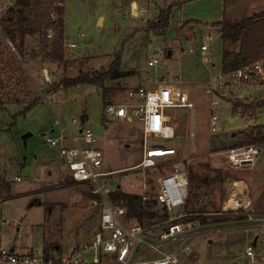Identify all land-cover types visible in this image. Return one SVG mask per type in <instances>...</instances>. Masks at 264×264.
Wrapping results in <instances>:
<instances>
[{
  "label": "rangeland",
  "instance_id": "1",
  "mask_svg": "<svg viewBox=\"0 0 264 264\" xmlns=\"http://www.w3.org/2000/svg\"><path fill=\"white\" fill-rule=\"evenodd\" d=\"M131 1L65 0L64 57L68 60L65 67L41 62L37 35L25 38L19 57L5 52L0 58V178L10 182V195L0 200V246H11L18 253L41 252L44 246L50 247L64 239L67 223L75 218L70 214L79 196L65 171L60 145L47 144L45 138L57 137L65 133V128L76 135L79 127L73 124V119L79 120L81 113L88 114L84 126L93 131L97 139L95 145L104 153L105 169H124L141 159V124L135 119L131 122L106 119L103 92L110 102H123L133 84L149 76L151 84L156 86L161 77L169 73L178 75L176 82L179 79L182 90H186L192 99V86L187 80L194 77L202 43L209 46L211 63L207 65L217 77L222 42L212 22L221 18L223 0H135L137 9L133 11ZM171 1H178V4L171 8L165 32L147 31L148 22ZM228 5L227 16L235 21L244 14L252 15L264 9V0H231ZM206 34H211V39L207 40ZM70 43L76 46L70 47ZM116 53L120 55V71H127L128 75L106 79L102 85L82 84L62 88L56 93L45 92L61 76L109 69ZM149 59H155L156 63L149 66ZM212 63L215 64L213 67ZM41 68H47L51 74L48 79L42 75ZM249 82L247 85L232 84L224 93L217 90L205 100L192 99L196 104L190 114L192 135L198 113L204 106L198 121L199 133L194 137L189 133L185 109H167L175 136L170 139L149 138L147 145L173 147L177 154L169 155L158 167L144 172L127 170L118 173L119 186L125 191L141 193V183L145 179V193L151 196L157 178L170 170L177 157L193 149L188 166L195 173L214 176L215 169H227L232 175L242 176L250 201L253 199L249 208L253 215H261L257 204L264 186L263 148L252 164L230 166L223 150L233 145L229 137L231 130L211 134L208 120L213 109L221 123L227 126L241 127L255 114L256 123H264V107L252 115L232 114L231 108L236 101L264 100V84L259 80ZM210 87L208 84L207 90ZM239 92L241 97L237 96ZM211 101H216L218 108H211ZM30 103L34 104L24 110ZM232 115L236 119L229 123L228 118ZM68 143V140L64 141V144ZM214 147L221 149L210 156ZM14 176H20L22 180L12 181ZM26 178L28 181H24ZM132 183L135 188L130 189ZM228 183L232 184L230 178L223 183L203 185L198 207H204L205 211H196L194 205L187 209L195 211L192 217L199 219V226L192 229L190 237L164 248L174 249L180 242L189 244L191 253L181 254L180 264H264V228L234 219V216L244 214L238 209L222 211ZM235 190L238 193L243 187ZM204 193L209 194L208 197ZM84 203L80 207H84ZM185 212L190 217L191 212ZM172 213L176 215L178 208ZM77 217L76 220L82 223L78 227L79 233L94 229L88 213H80ZM247 245L253 248V259L245 253Z\"/></svg>",
  "mask_w": 264,
  "mask_h": 264
},
{
  "label": "built area",
  "instance_id": "2",
  "mask_svg": "<svg viewBox=\"0 0 264 264\" xmlns=\"http://www.w3.org/2000/svg\"><path fill=\"white\" fill-rule=\"evenodd\" d=\"M18 0H0V43L14 55L18 54L17 47L4 33L3 27L8 22L17 7ZM132 9H137L135 0L130 2ZM143 11V8H141ZM53 17V15H51ZM48 37L52 35L48 29ZM205 38L211 39L210 34ZM75 47V43H70ZM207 44L200 45V52L207 51ZM155 59H149L148 65L153 66ZM41 73L47 79L49 74L46 69ZM264 79V61L257 60L243 68L228 73L220 72L215 80L210 83L209 92L220 90L224 93L232 84L242 85L252 80ZM241 97L240 92L237 95ZM194 102L189 100L186 92L177 84L165 79L152 88L134 87L127 91L123 102H110L103 108L106 119L119 122L137 120L142 127L143 149L141 159L135 165L119 170H108L104 167V153L95 145L96 137L93 131L84 126L78 119H73V124L79 127L76 135L71 134L66 128L65 133L57 137L47 136V144H59L61 159L74 187L77 189L79 201L70 214L74 216L72 222L67 223L64 239L56 244L57 248L47 254L41 252H15L11 246H0V264H180V255H189L191 247L182 244L171 250H164L171 243L182 241L190 237L192 229L199 226L197 218L188 217L185 212L188 186V162L193 150L177 157L169 171L162 173L156 180L155 191L149 196L145 193L147 182L142 180L141 196L143 200L154 199L157 206L154 210L164 209L166 218L155 222H140L134 218L126 217V209L121 204H114L111 193L119 186L117 174L127 170L144 172L147 169L158 167L169 155H176L173 147H159L147 145L149 138L170 139L175 136V128L167 109L185 107L191 111ZM211 108H218L216 101H211ZM210 133H217L225 129L217 112L211 109L209 117ZM221 124V128L219 127ZM68 140V144L64 141ZM229 165L240 167L252 164L260 152V147L255 144L231 145L223 150ZM12 181H21L20 176H14ZM37 180V179H34ZM28 181V178L24 179ZM116 182V184H115ZM135 188L130 184V189ZM231 190V189H230ZM229 188L226 187L222 211L228 209L247 208L250 200L245 205L239 203L225 208L224 204L229 199ZM85 202L84 207L80 204ZM178 208V213L172 211ZM88 213L94 229L79 233L81 222L76 218L80 213ZM242 221L250 225L264 228V216L253 215L245 212ZM75 221V223H74ZM74 223V224H73ZM72 224L71 226H69ZM245 253L254 258L253 248L247 245Z\"/></svg>",
  "mask_w": 264,
  "mask_h": 264
},
{
  "label": "trees",
  "instance_id": "3",
  "mask_svg": "<svg viewBox=\"0 0 264 264\" xmlns=\"http://www.w3.org/2000/svg\"><path fill=\"white\" fill-rule=\"evenodd\" d=\"M225 4L228 0H224ZM178 1H172L166 8H160L154 20H150L146 26L147 31L155 34H163L168 27L172 6ZM64 14L65 0H18L13 16L3 27L4 33L15 44L19 53L23 52L24 40L27 36L37 35L40 45V57L43 64H58L64 67L68 60L64 57ZM53 15V17L51 16ZM224 8L222 19L214 23L222 42L220 69L222 73L243 68L257 60L264 61V9L252 15H242L238 20H232L227 16ZM52 35L48 37V29ZM10 52L6 46L0 43V58L3 53ZM11 53V52H10ZM127 71H120V55L116 53L109 69L103 71L83 72L75 76H61L50 84L45 92L56 93L62 88L74 87L82 84L102 85L106 79L119 78L128 75ZM264 84V79L259 81ZM110 103L106 93L102 94L103 106ZM34 103L28 104L24 110ZM264 107V100L236 101L231 108L232 114H253L258 108ZM233 145L255 144L264 150V123L251 124L241 127L229 135ZM221 148H211L215 152ZM234 181L241 179L240 175H232L227 169H215V175H199L188 166V186L185 210L193 215L195 211H189V206H197L196 211H205L204 207H198L201 200L203 185L210 186L213 183H223L229 179ZM244 178V177H243ZM69 179V177H68ZM247 179V178H246ZM71 181V180H70ZM72 182V181H71ZM249 193V191H248ZM203 194V193H202ZM10 195V182L0 178V200ZM206 197L209 194L204 193ZM114 204H121L126 209V217L134 218L140 222H155L166 218L164 209L154 208L157 202L154 199L143 200L141 194L123 190L116 186L111 193ZM253 199L250 201L252 205ZM86 203H84L85 206ZM258 213L264 216V186L261 190L257 204ZM238 212H253L251 208L238 209ZM189 214V213H188ZM244 214L234 216V219L242 220ZM199 218V217H198ZM231 218V217H230ZM219 218V220H227ZM199 220V219H198ZM203 221V220H202ZM56 244L43 247L47 254L54 249Z\"/></svg>",
  "mask_w": 264,
  "mask_h": 264
},
{
  "label": "crops",
  "instance_id": "4",
  "mask_svg": "<svg viewBox=\"0 0 264 264\" xmlns=\"http://www.w3.org/2000/svg\"><path fill=\"white\" fill-rule=\"evenodd\" d=\"M172 2V1H171ZM231 0H228L227 3L225 4V1L223 0L222 2V16L219 20L217 21H214L212 23H217L219 22L222 17H223V13H224V8L227 12V6H229L228 4H230ZM133 11V9H131ZM263 10V9H262ZM133 13V12H132ZM136 13V12H135ZM212 27V26H211ZM215 28V27H214ZM215 30L218 32V30L215 28ZM219 34V32H218ZM211 35V34H210ZM208 46V45H207ZM189 49V48H188ZM187 49V50H188ZM200 49V48H199ZM198 50V49H197ZM155 51V50H154ZM208 51H209V46L207 47V51H205L204 53H201L200 50L198 51L199 53V60H198V66L196 67V72L194 73V77H191V79L187 80V82L192 86L190 91H191V96L193 97L192 99L195 101H201L202 99L205 100L206 97L210 94H213L211 92H209L207 90V86L208 84L210 85V83L212 81L215 80V76H213V72H212V68L210 66H208L207 64L211 63V57L208 55ZM152 52V51H151ZM212 67L215 65L214 63L211 64ZM42 69V68H41ZM47 69V68H45ZM41 71V70H40ZM221 72V69H220V62H219V68H218V74ZM49 76H51V74L48 72ZM178 75L176 74H165L161 77V80L165 79L167 81H172L174 82L175 84L178 85V87L182 90L181 88V83L178 79V81L176 82V79H177ZM186 81V80H185ZM251 82H246V85L249 84ZM134 87H147V88H152L154 87V85L151 84L150 82V77L147 76L145 77V79H143L142 81L138 82V83H135L133 84ZM205 86V87H204ZM133 87V88H134ZM184 92H186V90H182ZM187 93V92H186ZM188 97H189V100L192 101V99H190V94H188ZM209 97V96H208ZM195 98V99H194ZM198 103V102H197ZM202 105V104H201ZM200 105V106H201ZM176 108H181V109H185L186 113H187V116H188V126H189V133L191 135V137H194L195 136V133L198 135L199 133V129H198V121L201 119L202 117V113H203V110H204V106L202 105L201 106V109H200V112L198 113V116L196 118V121H195V133L194 135L191 134L190 132V114H191V111L187 110V108L185 107H176ZM249 115H252V114H249ZM256 115L255 116H250L248 118V121L241 127H246L248 125H251V124H256ZM236 119V117L234 115H232L231 117L229 116L228 118V122L231 123L233 122L234 120ZM241 127H237V126H234V127H231V126H227V124H225V131H228V130H231L230 133L233 134V132ZM224 130H222L221 132H223ZM141 131H142V127H141ZM195 142H196V139H195ZM194 147V143L192 144V148ZM193 150V149H191ZM219 151V150H218ZM216 152V151H215ZM215 152H210V156L211 154L215 153ZM218 168V167H217ZM231 188L229 189H239L241 187H243V196L246 197L247 196V200L249 198V195H248V187L245 183L244 180L242 179H239V180H234L232 181V184L228 183L226 186L227 188L230 186ZM247 203V202H246ZM246 203H242V205H245ZM244 209V208H243Z\"/></svg>",
  "mask_w": 264,
  "mask_h": 264
},
{
  "label": "bare ground",
  "instance_id": "5",
  "mask_svg": "<svg viewBox=\"0 0 264 264\" xmlns=\"http://www.w3.org/2000/svg\"><path fill=\"white\" fill-rule=\"evenodd\" d=\"M194 108V105L193 107ZM241 188H239L240 190ZM230 195H229V199L225 202L224 204V207L227 208V207H230V206H235V205H238L239 203H246L248 200H247V196L244 197L243 195H238L240 193H243L242 190H240L238 193L236 190L234 189H231L230 190ZM235 201V202H234ZM233 202V203H232Z\"/></svg>",
  "mask_w": 264,
  "mask_h": 264
},
{
  "label": "water",
  "instance_id": "6",
  "mask_svg": "<svg viewBox=\"0 0 264 264\" xmlns=\"http://www.w3.org/2000/svg\"><path fill=\"white\" fill-rule=\"evenodd\" d=\"M88 119V114L87 113H81L79 115V120L81 123H84L86 120ZM55 248H57V246H55Z\"/></svg>",
  "mask_w": 264,
  "mask_h": 264
}]
</instances>
